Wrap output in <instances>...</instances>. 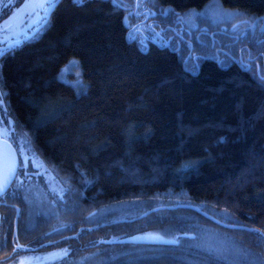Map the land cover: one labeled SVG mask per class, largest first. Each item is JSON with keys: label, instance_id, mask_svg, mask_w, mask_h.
I'll return each instance as SVG.
<instances>
[{"label": "trees", "instance_id": "trees-1", "mask_svg": "<svg viewBox=\"0 0 264 264\" xmlns=\"http://www.w3.org/2000/svg\"><path fill=\"white\" fill-rule=\"evenodd\" d=\"M124 2L60 0L0 55L8 134L60 189L33 205L8 191L23 204L0 232L36 250L60 225L41 248L70 264H264V0ZM182 205L251 231L167 209ZM139 234L176 245L114 243Z\"/></svg>", "mask_w": 264, "mask_h": 264}, {"label": "flooded vegetation", "instance_id": "flooded-vegetation-1", "mask_svg": "<svg viewBox=\"0 0 264 264\" xmlns=\"http://www.w3.org/2000/svg\"><path fill=\"white\" fill-rule=\"evenodd\" d=\"M49 1L51 2V4H50V6H51L53 1H51V0H49ZM140 1H143V0H134V4L137 6V4ZM18 2H20V0H0V28L4 27V28L0 29L1 33L5 32V31L8 32V31L12 30L13 24L8 22V23L4 24V26H3V23L6 22L7 19H9L8 16H10L11 13L13 12L14 8L18 6ZM123 2H124V0H123ZM124 3L128 4L129 0H126ZM49 8L50 7H48V9ZM48 9H47V11H48ZM47 11H45V12L47 13ZM142 16H143L142 14H139V15H136V17H135V19H137L136 21L134 19L130 20V22H133V21L137 22L136 24H134L135 25L134 29L137 32L139 31L138 28H146V24H144V23L149 21L148 17L143 19ZM37 25L38 24H34V26H37ZM134 25H133V27H134ZM34 26L29 31H27V33H29L31 30H33ZM133 27L129 28V30L132 29ZM149 27H152V29H153L152 25L151 26L149 25ZM136 31H134V34L136 33ZM25 35H23V36H25ZM177 35L181 36V37L183 36L182 32L179 29H178ZM209 37H212V35H209ZM150 40L151 39H149L148 37H145V41L144 40L143 41L145 44L147 43V45H148ZM0 47H2V46H0ZM214 47H215L214 42L211 41L210 48H214ZM163 48H170V47L168 46L167 43H164ZM178 48H184V47L179 46ZM1 99H2V97H1ZM2 103H3V100H2ZM7 118L8 117H7V114L5 111V107L3 108V106L0 104V128L8 129ZM17 137H18L17 135H12V137L10 138L11 140L8 139V142L12 143L14 148H15V146L13 143L18 144V146L21 147L19 144V141L21 138H17ZM25 149L27 151V156L34 154L28 147H26ZM16 155H17V161H22V159H20L18 156L17 150H16ZM30 157H32V156H30ZM39 164L41 165L39 167V171H37V169L35 170V164H33L32 162L29 163L27 169H25L23 171H18L17 176L13 179L9 189H7V191L0 196V209L6 210L7 223L17 222L18 219H17V217L15 218V216L12 215V212L16 208H18L17 204H23V202H21V200L18 201V197H16L12 201H4L3 195H5L8 191H11L12 193H17V194L18 193H21V194L25 193L27 195V198H28L27 204H32V205L33 204H50V202H48L49 200L48 199L46 200V198H45L48 196L47 194L49 191L42 190L45 192V194H44L45 200H41V201L33 199L34 196H36V194H34L33 196H30L28 194L29 191L31 192V191L35 190L33 188V186H34V183L38 181L39 177H40L39 179L44 180V179H46L45 178L46 173L49 174V172L46 169H44V166L40 163V161H39ZM37 175H40V176L37 177ZM49 176L51 177L50 174H49ZM56 190H57V192L55 193V195L58 196L60 194V189L57 188ZM35 192L36 191H33V193H35ZM9 214H11V216H9ZM0 226H2V224H0ZM61 227L62 226L59 225L57 227H52L50 230H48L42 236V239H44L45 241L43 243V246H41V247L49 246L50 243H54L60 239H64V237L67 238L66 234H65V236H60L61 233H63V234L65 233V232H59L60 231L59 229H61ZM57 230H59V231H57ZM56 231H57V233H56ZM12 237H14V235H12V234L9 235L8 233H1L0 232V257H1L0 264H6L7 260H9V259L13 260L18 255H21V254H24L27 252H35V251L41 252V253L61 252L64 256V259H66V256H67L65 254L66 252H64L63 250H58V249H47V251H44V250H42V248L40 246H37L35 248L36 250H32L30 248L29 249H25V248L15 249L14 246L15 247L18 246L17 243L22 245L24 242L23 241L20 242L18 240L17 243H15V241L13 239H11ZM16 237L18 239L20 238L19 235H16ZM48 238H53V239H48ZM27 239L28 240L33 239V241H29V242H34L35 244L40 243V238L38 236H34L31 238H27ZM22 240H24V238H22ZM29 242H26V243H29ZM66 264H68V262Z\"/></svg>", "mask_w": 264, "mask_h": 264}, {"label": "rangeland", "instance_id": "rangeland-1", "mask_svg": "<svg viewBox=\"0 0 264 264\" xmlns=\"http://www.w3.org/2000/svg\"><path fill=\"white\" fill-rule=\"evenodd\" d=\"M43 3V0H20V2H18V6L14 8L13 12L11 13L9 17V19H7L6 22L3 23H11L13 24V28L11 31L8 32H0V46H5L7 44H10L11 42H13L15 39H18L20 37H22L23 35H25L27 33V31H29L34 24H36L38 22V20L41 19V17H43V14L45 13V11L41 8V4ZM221 9L220 8H214L211 10V14L213 17H226L225 19L230 18V13L223 11V15H217L218 13H220ZM226 14V16H225ZM235 16V14L233 15V17ZM4 27H1L0 29H2ZM72 72H76V69L74 68L73 65H70L66 68H64L62 74L63 77H65L66 75L68 76V78H71L70 81H75L74 79H72V76H74V78L76 77V75H73ZM77 81V79H76ZM76 84V82H75ZM0 104L4 106V102L2 103V99L0 96ZM8 118H7V125H8ZM8 130V129H7ZM9 133V131H8ZM11 140V139H10ZM23 140V139H22ZM25 143V142H24ZM18 156L20 159L23 160V157L25 155H27V151H26V147L25 145L22 147H19L18 144L13 143ZM25 147V148H24ZM21 148L23 149V151H21ZM30 155V154H29ZM34 158L35 160V165H40L38 159H36L35 155L32 154L30 155ZM41 166V165H40ZM37 169V171H39V167L35 166V170ZM45 169V168H44ZM44 171V170H43ZM47 175V176H46ZM44 180L39 179L38 181L34 183L33 188L36 191L35 193H33V191H29L28 194L30 196H33L34 194H36V196H34V200H45L44 199V194L45 192L42 190H46V191H54L58 188V185L56 184V182L52 179V177L49 176V174L46 173ZM40 175H37V177ZM100 251H93L90 253L89 258L92 257H97L99 255ZM87 258L83 259V260H79L77 261L75 264H87L86 261ZM68 262V260L64 259V256L61 252H45V253H41V252H27L21 255H18L17 257H15L13 260L9 259L6 261V264H66ZM93 264H96V262H90ZM70 264V263H68Z\"/></svg>", "mask_w": 264, "mask_h": 264}, {"label": "water", "instance_id": "water-1", "mask_svg": "<svg viewBox=\"0 0 264 264\" xmlns=\"http://www.w3.org/2000/svg\"><path fill=\"white\" fill-rule=\"evenodd\" d=\"M53 1V4L51 5V7L49 8V10L46 13V17L44 19V21L38 26L37 29H39L44 23L45 21L48 19V17L50 16V14L52 13V10L54 9V7L58 4V2L60 0H51ZM21 40H16L11 42L10 44L5 45L4 47H0V49L2 51L7 50L11 47H13L14 45L19 44ZM5 153H7V148L5 147ZM15 158L17 160V155L15 153ZM6 163V160H5ZM14 179V178H13ZM12 179V181H13ZM11 181V183H12ZM11 183L8 185L7 189H9ZM6 189V191H7ZM5 191V192H6ZM4 192V193H5ZM3 193V194H4ZM2 194H0L1 196ZM175 208H182V209H188V210H192L196 213L201 214V216H203L204 218H206L207 220H209L210 222H212L213 224H215L216 226H219L223 229H227V230H246V231H251L248 228L242 227V226H236V225H230V224H225L219 220L214 219L213 217L201 212L197 207H193V206H178V207H168L167 209H175ZM150 213V212H148ZM182 238H188V239H193L194 235L193 234H182L181 235ZM162 238V239H160ZM174 240H170V239H166L160 235H155V234H139V235H134V236H130V237H126V238H122V239H118L116 241H114V243L116 244H129V245H156V246H174L176 245V242H173Z\"/></svg>", "mask_w": 264, "mask_h": 264}, {"label": "snow or ice", "instance_id": "snow-or-ice-1", "mask_svg": "<svg viewBox=\"0 0 264 264\" xmlns=\"http://www.w3.org/2000/svg\"><path fill=\"white\" fill-rule=\"evenodd\" d=\"M48 7H50L49 0H43L41 8L44 11H47ZM223 14V10L221 9L220 13L217 15ZM182 19L183 18H178V20ZM0 54H2V50H0ZM8 139H10L8 130L0 128V194H3L6 191L12 179L17 176L18 171L27 169L30 162L35 164L34 158L27 155L23 157L22 161H17L15 158L16 148L13 147L12 143L8 142ZM5 147L7 148V153L4 151ZM21 151H23L22 148ZM35 166L40 167V165Z\"/></svg>", "mask_w": 264, "mask_h": 264}]
</instances>
